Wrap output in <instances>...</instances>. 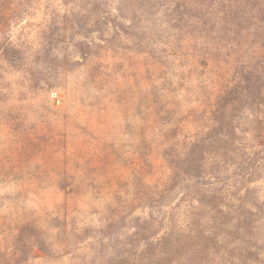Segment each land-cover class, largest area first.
<instances>
[{"label": "rangeland", "instance_id": "rangeland-1", "mask_svg": "<svg viewBox=\"0 0 264 264\" xmlns=\"http://www.w3.org/2000/svg\"><path fill=\"white\" fill-rule=\"evenodd\" d=\"M0 264H264V0H0Z\"/></svg>", "mask_w": 264, "mask_h": 264}]
</instances>
